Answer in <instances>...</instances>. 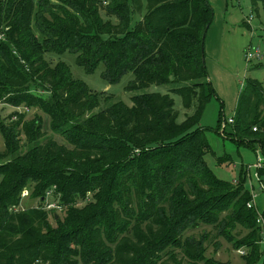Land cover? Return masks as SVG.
<instances>
[{
    "label": "trees",
    "instance_id": "trees-1",
    "mask_svg": "<svg viewBox=\"0 0 264 264\" xmlns=\"http://www.w3.org/2000/svg\"><path fill=\"white\" fill-rule=\"evenodd\" d=\"M70 1L71 10L57 7L63 17L51 21L44 0L0 1V25L8 28L0 41V104L42 112L67 143L49 137L41 118L27 121L26 112L0 123V264H167L166 256L183 264L177 250L195 263L229 264L204 256L203 240L187 235L202 225L248 230L237 243L251 247L245 264H256L264 214L248 207L246 172L241 182L223 181L205 160L214 151L199 123L218 98L204 62L213 17L206 0ZM250 1L256 12L264 6ZM53 50L74 52L89 71L104 63L112 84L134 73L132 93L170 87L93 113L99 94L64 62L51 65L45 55ZM172 95L185 111L194 107L181 123ZM238 103L234 122L221 119L217 132L225 122L231 132L223 136L264 153V83L248 80ZM258 174L264 178V168ZM25 190L39 206L15 211ZM47 202L62 210H47Z\"/></svg>",
    "mask_w": 264,
    "mask_h": 264
},
{
    "label": "rangeland",
    "instance_id": "rangeland-1",
    "mask_svg": "<svg viewBox=\"0 0 264 264\" xmlns=\"http://www.w3.org/2000/svg\"><path fill=\"white\" fill-rule=\"evenodd\" d=\"M44 1L49 4L50 12L45 14V17L50 21L54 19V15L57 19L63 17L62 10L58 8L71 10L68 6L69 2H72L70 0H67L68 3H61L58 0ZM78 4L81 7L84 5L82 1ZM206 4L212 9L213 17L212 25L204 36L206 55L204 62L209 73V79L219 94V99L214 97L207 103L199 123V126L206 130L205 136L208 144L214 151L213 154L206 155L205 160L214 175L223 181L241 182L242 172L245 171V185L252 195L258 196L255 207L258 214L262 215L264 214V178L259 177L258 171L264 167L258 170L256 166L259 158L263 159L264 166V153L261 146L256 144L254 148L246 144H239L223 136L222 127L219 132L217 130L221 119L229 120L234 116L238 97L243 92L248 80L252 79L264 83V6L260 4L259 11L256 12L250 0H206ZM105 6L108 4H103L100 11L101 15L107 19ZM41 24L46 27L45 23L41 22ZM34 31L36 36L40 38V32L36 25H34ZM257 49L263 55V59H249L248 53L252 54ZM45 57L53 66L64 62L69 66L71 77L74 80L85 82L92 91L99 94L100 104L93 113L107 109L116 101H122L131 106L133 96L155 91L167 93L170 87H151L149 90L132 93L129 91V87L136 79L132 72L126 73L118 83L112 84L105 77L106 65L104 63H100L94 71H89L86 66L79 63L77 54L72 51H66L60 55L58 51L53 50L46 53ZM173 98L175 107L179 112L177 122L181 123L187 115L193 113L194 107L190 111H185L182 108L181 98L178 96H173ZM15 112H26L27 121L36 117L41 118L44 132L59 143L67 144L60 136L51 131L50 118L40 111H27L0 104V123L6 121ZM230 132L231 126L227 125L225 134ZM5 142L0 132V154L5 151ZM1 180L2 177L0 176V183ZM22 205L26 208L35 207L39 206V202L37 199L26 197L23 199ZM260 219L263 223V216H260ZM248 234L249 231L239 225L235 228L202 225L196 230L189 231L187 235L193 236L199 241L203 240L204 256L207 258L222 263L245 264L246 256L249 255L251 247L237 242ZM227 237L233 238L237 246ZM262 244L261 255L256 264H264V236ZM176 254L177 259L181 260L183 264H201L195 263L179 250L176 251ZM164 260L167 264H174L169 256L164 257Z\"/></svg>",
    "mask_w": 264,
    "mask_h": 264
},
{
    "label": "built area",
    "instance_id": "built-area-1",
    "mask_svg": "<svg viewBox=\"0 0 264 264\" xmlns=\"http://www.w3.org/2000/svg\"><path fill=\"white\" fill-rule=\"evenodd\" d=\"M8 28L7 29H4L2 26H0V41H4L6 40L7 38V32ZM248 58H256L257 60H262L263 59V55L261 54L260 51L255 50L252 54L248 53ZM234 122V119L231 118L228 120V124H232ZM226 126H227V123H223L222 124V133L224 132V130L226 129ZM255 131H257V128L254 129ZM257 166V169H261L263 166V159L262 158H259V162L258 164L256 165ZM54 193V191L50 190L47 194H48V197L52 196V194ZM26 197H29V191L28 190H25L21 196V203L20 205L15 209V211H19V210H24L26 207L22 205V201L23 199H25ZM252 201L248 204V207H252V206H256V199L258 198V196L256 194L252 195ZM45 208L47 210H58V211H61L62 210V207L55 203V202H47L46 203V206ZM264 224V222H263Z\"/></svg>",
    "mask_w": 264,
    "mask_h": 264
},
{
    "label": "crops",
    "instance_id": "crops-1",
    "mask_svg": "<svg viewBox=\"0 0 264 264\" xmlns=\"http://www.w3.org/2000/svg\"><path fill=\"white\" fill-rule=\"evenodd\" d=\"M215 89V88H214ZM216 90V89H215ZM216 92H217V90H216ZM217 94H218V92H217ZM218 98H219V94H218ZM238 103V102H237ZM239 104V103H238ZM233 118V117H232Z\"/></svg>",
    "mask_w": 264,
    "mask_h": 264
},
{
    "label": "water",
    "instance_id": "water-1",
    "mask_svg": "<svg viewBox=\"0 0 264 264\" xmlns=\"http://www.w3.org/2000/svg\"><path fill=\"white\" fill-rule=\"evenodd\" d=\"M224 124H225V122H224Z\"/></svg>",
    "mask_w": 264,
    "mask_h": 264
}]
</instances>
